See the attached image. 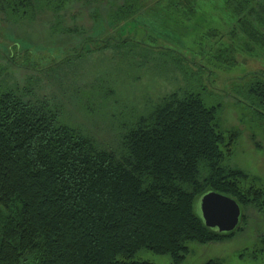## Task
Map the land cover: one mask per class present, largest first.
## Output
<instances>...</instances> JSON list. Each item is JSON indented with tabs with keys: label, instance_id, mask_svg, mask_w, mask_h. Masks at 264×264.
<instances>
[{
	"label": "trees",
	"instance_id": "1",
	"mask_svg": "<svg viewBox=\"0 0 264 264\" xmlns=\"http://www.w3.org/2000/svg\"><path fill=\"white\" fill-rule=\"evenodd\" d=\"M74 1L0 0V17L21 27L45 11L60 17ZM86 1L96 5L98 16L108 0ZM111 1H116L111 30L84 36L61 62L83 56L86 44L91 51L114 47L148 54L156 46L120 33L122 26L138 24L140 16L160 9L187 29L200 10V0ZM223 1L236 18L228 32L232 43L236 40L261 65L227 95L239 101L243 96L264 110V0ZM62 21L54 30L78 31ZM29 48L5 54L15 67L40 71ZM181 61L173 58L191 84L166 94L131 125L126 121L115 142H102L49 108L33 107L15 89L18 85H0V264H156L136 258L143 250L181 264L190 242L225 241L245 231L249 209L264 221V186L232 160L242 130H228L224 103L204 93L207 67ZM209 190L241 205V221L233 231L218 233L198 216L195 203ZM223 263L213 258L206 264Z\"/></svg>",
	"mask_w": 264,
	"mask_h": 264
},
{
	"label": "rangeland",
	"instance_id": "2",
	"mask_svg": "<svg viewBox=\"0 0 264 264\" xmlns=\"http://www.w3.org/2000/svg\"><path fill=\"white\" fill-rule=\"evenodd\" d=\"M112 2L116 1L103 2L98 16L93 12L94 3L70 2L62 10L63 16L45 11L21 27L1 16L0 85H18L15 89L33 107L49 108L67 123L91 130L102 142H115L126 121L131 125L166 94L191 84L186 82L182 69L173 64V58L182 60L180 64L206 66L209 88L204 93L224 103V126L228 130H242L232 160L247 168L258 179L257 184L264 186V110L252 107L243 96L239 101L227 95L250 80L243 78L245 73L259 71L261 65L235 45L236 40L232 43L228 32L236 18L225 2L200 0L198 16L187 29L180 27L184 25L178 18L160 9L140 16L138 24L122 26L120 33L156 46L148 54L142 49L114 47L91 51L90 44H86L81 50L83 56H71L69 61L61 62L81 46L84 36L104 35L111 30L115 10ZM58 19L78 31L54 30ZM28 47L31 62H37L40 71L15 67L6 57L5 53L10 54L12 49L20 48L22 52ZM218 57L226 65H221ZM248 212L245 231L225 241L190 242V253L181 264H206L213 258H223V264H264V221L254 209ZM136 258L173 264L169 255L148 250Z\"/></svg>",
	"mask_w": 264,
	"mask_h": 264
},
{
	"label": "water",
	"instance_id": "3",
	"mask_svg": "<svg viewBox=\"0 0 264 264\" xmlns=\"http://www.w3.org/2000/svg\"><path fill=\"white\" fill-rule=\"evenodd\" d=\"M195 207L203 223L218 233L233 231L241 221V205L224 193L209 190L198 197Z\"/></svg>",
	"mask_w": 264,
	"mask_h": 264
}]
</instances>
